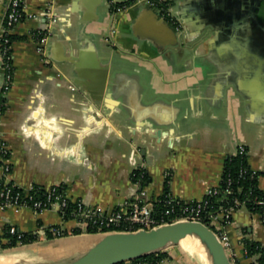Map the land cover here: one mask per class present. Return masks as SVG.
<instances>
[{"label": "crops", "instance_id": "crops-1", "mask_svg": "<svg viewBox=\"0 0 264 264\" xmlns=\"http://www.w3.org/2000/svg\"><path fill=\"white\" fill-rule=\"evenodd\" d=\"M9 1L0 0V28ZM208 1L238 14L211 22L199 35L204 22L197 8ZM169 2L186 24L171 45L145 4L115 13L104 0L81 34L87 1H26L25 18L12 32L18 37L12 42L14 80L0 117L13 184H61L72 199L112 210L135 198H161L169 172L170 194L191 202L221 184L226 160L242 144L264 190V0ZM49 27L43 56L34 34ZM4 74L0 53V89ZM136 170L149 176L144 186L133 180ZM231 218L223 227L226 249L233 264H252L256 258L246 255L243 241L264 247V220L247 206ZM11 225L38 240L3 248ZM50 226L68 234L50 239ZM78 228L57 208H0V260L54 262L79 254L94 236L73 234ZM44 244L48 252L37 259L27 251ZM18 248L26 250L12 253ZM183 249L189 252L170 246L160 264H190Z\"/></svg>", "mask_w": 264, "mask_h": 264}, {"label": "built area", "instance_id": "built-area-1", "mask_svg": "<svg viewBox=\"0 0 264 264\" xmlns=\"http://www.w3.org/2000/svg\"><path fill=\"white\" fill-rule=\"evenodd\" d=\"M27 0H10L7 10L4 14L0 28V53L3 59V68L5 71L2 87L4 95L7 94L13 85L14 66L12 56V42L10 35L18 23L24 18V6ZM112 10L117 13L121 12L132 5L146 4L156 8L157 12L169 24L178 31L182 30V24L179 19L172 14L169 0H107ZM51 18L54 23L57 18ZM51 36L50 27L46 30H38L34 37L38 42V48L41 54L45 55V46ZM3 112L0 111V117ZM11 151L8 144L0 134V208L3 210H19L23 207L31 208L34 212L40 213L45 210L57 208L61 216L65 219L76 220L80 227L85 229L90 227L99 228H116L117 231H137L140 229H151L156 226L171 223L177 220H194L207 224L210 228H215V232L221 238L226 246L227 235L223 227L231 222L232 212L246 206V201L239 199L234 200V205L218 210L211 209V197L220 193L222 184L217 187L209 188L205 196L196 201L186 202L172 196L165 195L153 202H145L140 198L126 201L121 207L112 210H102L99 206L88 205L80 199H72L68 196L65 187L61 184L53 186H41L31 184L28 188H23L13 184L10 180L12 166L10 163ZM231 156L247 157L248 150L245 145H239L237 152ZM252 176L259 179L260 174L251 169ZM171 176L166 172V178ZM228 184H232V178L228 177ZM139 182V181H138ZM140 183V182H139ZM230 188H224L225 192H230ZM259 206V214L264 220V198L256 200ZM72 205L71 211L69 207ZM53 234H60V227H49ZM7 232L17 236V241L22 242L25 232L9 226Z\"/></svg>", "mask_w": 264, "mask_h": 264}, {"label": "water", "instance_id": "water-1", "mask_svg": "<svg viewBox=\"0 0 264 264\" xmlns=\"http://www.w3.org/2000/svg\"><path fill=\"white\" fill-rule=\"evenodd\" d=\"M86 1L88 4H85L86 7L83 13V19L80 21L79 33L81 34L86 24L91 20H97L96 9L104 0H74L77 4L82 2L86 3ZM143 6L149 8L156 17L157 22L166 30L169 40L165 44H176L180 31L161 17L156 8L146 4ZM260 7L261 1L252 11ZM197 12L204 22V29L201 30L199 35L204 34L207 25L211 22H219L221 24L229 17L232 18L238 14H226L225 12H221L211 1L197 8ZM178 19L182 27H186V24L181 21L180 18ZM261 44L264 47L263 39H261ZM260 62V66H264V53L261 55ZM248 64L253 66L251 62H248ZM103 82H106V77H104ZM93 236V242L86 250L66 259L54 262L42 261L33 263L17 260L11 263L0 262V264H119L166 250L170 246L182 247V242L189 237H195L202 243L212 264H233L226 246L218 234L207 224L200 221L182 219L162 224L151 229L113 231L93 234Z\"/></svg>", "mask_w": 264, "mask_h": 264}, {"label": "trees", "instance_id": "trees-1", "mask_svg": "<svg viewBox=\"0 0 264 264\" xmlns=\"http://www.w3.org/2000/svg\"><path fill=\"white\" fill-rule=\"evenodd\" d=\"M11 42L15 39H18L17 36L11 34L10 35ZM7 107V98L4 95V89H0V111L4 112ZM252 172L250 170V166L247 160V157L241 156H229L226 160L224 172L222 175V188L218 195L211 197V209L218 210L221 208H226L234 205V200L239 199L242 201H246V206L254 211H259V206L256 203V200L264 198V190L259 187V179L256 177H251ZM232 178V184H228V177ZM133 180L135 182H140L142 186H144L148 180L149 176L141 171L136 170L133 174ZM170 181L171 176L166 178L165 180V194L161 197L163 198L165 195L170 194ZM230 188V192H225L224 188ZM72 205L69 207V211H71ZM259 213V212H258ZM65 219H70L69 216H66ZM58 227V226H53ZM9 227L6 228L4 237L7 239L6 243L2 244L3 248H14L21 245L33 243L38 240V236L33 232H25L24 238L21 243L17 241V236L9 234L7 232ZM215 230V228H212ZM120 229L116 228H99V227H90L87 228H78L73 231V234L80 233H88V234H99L105 232H113ZM48 238L61 237L68 234L67 231H61L60 234H53L50 232L48 228L47 232ZM244 249L246 255L249 257H255L256 260L252 264H264V247L262 244L255 240L244 239ZM169 256L166 250L159 251L145 257L137 258L131 261L119 263V264H160L163 260H165Z\"/></svg>", "mask_w": 264, "mask_h": 264}, {"label": "bare ground", "instance_id": "bare-ground-1", "mask_svg": "<svg viewBox=\"0 0 264 264\" xmlns=\"http://www.w3.org/2000/svg\"><path fill=\"white\" fill-rule=\"evenodd\" d=\"M183 247H187L189 250L190 256H194L200 264H212L211 259L205 249V247L202 245V243L195 237H189L186 240L182 242ZM4 259V258H3ZM2 259V260H3ZM1 263H11V262H4L8 260L2 261ZM197 262V261H196Z\"/></svg>", "mask_w": 264, "mask_h": 264}, {"label": "rangeland", "instance_id": "rangeland-1", "mask_svg": "<svg viewBox=\"0 0 264 264\" xmlns=\"http://www.w3.org/2000/svg\"><path fill=\"white\" fill-rule=\"evenodd\" d=\"M102 8H106L105 6H103ZM50 246L47 244L44 245H36L35 247H32L31 249L28 248L27 251L31 252V254L34 255V258L37 259L39 257H41L42 255L40 253H42L43 255L46 254L48 252V250H46V248H49ZM26 250L25 248H18L16 250H12V253L14 251H21V250ZM183 253H185L186 256H188V258L190 259V264H200L199 261L194 257V256H190V254L186 251H184V249L182 250ZM197 261V262H196Z\"/></svg>", "mask_w": 264, "mask_h": 264}]
</instances>
